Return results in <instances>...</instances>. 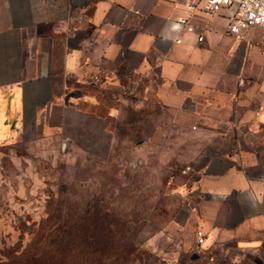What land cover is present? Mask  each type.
I'll use <instances>...</instances> for the list:
<instances>
[{
	"label": "crops",
	"instance_id": "1",
	"mask_svg": "<svg viewBox=\"0 0 264 264\" xmlns=\"http://www.w3.org/2000/svg\"><path fill=\"white\" fill-rule=\"evenodd\" d=\"M187 1L0 0V145L39 136L91 90L151 100L215 142L179 172L189 199L172 225L187 259L264 264V27L235 38L228 8L197 0L176 30Z\"/></svg>",
	"mask_w": 264,
	"mask_h": 264
},
{
	"label": "rangeland",
	"instance_id": "2",
	"mask_svg": "<svg viewBox=\"0 0 264 264\" xmlns=\"http://www.w3.org/2000/svg\"><path fill=\"white\" fill-rule=\"evenodd\" d=\"M91 95L56 106L39 136L0 145V261L197 264L172 221L188 206L180 169L214 140L128 91Z\"/></svg>",
	"mask_w": 264,
	"mask_h": 264
},
{
	"label": "built area",
	"instance_id": "3",
	"mask_svg": "<svg viewBox=\"0 0 264 264\" xmlns=\"http://www.w3.org/2000/svg\"><path fill=\"white\" fill-rule=\"evenodd\" d=\"M196 1L197 0H188L186 2L185 16L178 18L173 24L176 30L183 26L187 29L191 28V25L187 21V17L192 14ZM223 7L229 10L227 14V29L235 38H242L244 32L253 26L264 27V0H203L201 4V10L204 13L215 12ZM200 38V35L197 36V39ZM175 40L178 41L179 38L176 37ZM260 41L264 46V32L261 35ZM191 170V164H187L180 169L183 173ZM202 240L203 232L196 228L194 230L195 246H200Z\"/></svg>",
	"mask_w": 264,
	"mask_h": 264
},
{
	"label": "trees",
	"instance_id": "4",
	"mask_svg": "<svg viewBox=\"0 0 264 264\" xmlns=\"http://www.w3.org/2000/svg\"><path fill=\"white\" fill-rule=\"evenodd\" d=\"M39 258H33L31 261L29 259L17 258L12 261H0V264H41L37 261Z\"/></svg>",
	"mask_w": 264,
	"mask_h": 264
}]
</instances>
